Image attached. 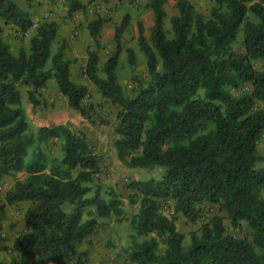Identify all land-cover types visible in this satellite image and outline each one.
Returning a JSON list of instances; mask_svg holds the SVG:
<instances>
[{
    "label": "trees",
    "instance_id": "1",
    "mask_svg": "<svg viewBox=\"0 0 264 264\" xmlns=\"http://www.w3.org/2000/svg\"><path fill=\"white\" fill-rule=\"evenodd\" d=\"M214 1L205 18L190 0H176L172 37L164 26L165 0L147 1L154 14L151 42L139 21L138 43L151 79L139 80L128 96L116 74L128 16L116 28V48L105 60L104 77L97 51H88L86 76L120 107L114 139L118 157L131 168L164 170L160 178L129 184L131 202L140 199L134 227L139 235L150 236L132 244L128 264H264V157L257 148L264 133V67L255 63L264 60V0ZM83 7L80 0H70V12ZM34 25L31 12L16 0H0V181L22 172L24 178L14 180L6 201L31 203L27 228L11 249L21 264H90L74 247L96 230L99 217L121 215L124 209L116 193L105 198L95 184L101 157L84 133L61 125L30 131L22 85L33 86V98L34 91L55 78L69 106L84 116L82 101L89 90L72 78L66 39L52 51L58 22L39 23L29 48L20 45L17 54L11 51L5 27L25 34ZM101 26L100 18L89 24L96 43ZM240 30L244 50L234 46ZM127 53L136 64L134 49ZM245 83L250 90L233 92ZM61 136L63 155L51 157L47 142ZM161 199L174 201L175 216L160 211ZM205 203L219 211L191 233L185 246L176 215L195 222ZM226 217L234 227L245 221L249 234L228 232ZM159 238L166 244L164 252L158 250ZM0 264L9 263L0 257Z\"/></svg>",
    "mask_w": 264,
    "mask_h": 264
},
{
    "label": "rangeland",
    "instance_id": "2",
    "mask_svg": "<svg viewBox=\"0 0 264 264\" xmlns=\"http://www.w3.org/2000/svg\"><path fill=\"white\" fill-rule=\"evenodd\" d=\"M22 7L28 9L35 21L34 27L30 28L25 34L20 31L11 30L10 27H5L4 37L11 43V51L14 54L18 53L20 45L27 49L30 46V39L36 33V26L48 20H54L59 24L57 40L53 43V53L58 49V46L66 39L67 50L66 56L74 66V80L81 81L85 79L88 86V95L83 99L82 103L87 111V116H84L79 110L69 106L66 95L57 91V82L55 78H51L45 87L34 91L33 98L38 100V104H33V98L29 95V90H33L30 84L22 85L23 107L27 115L30 131L37 132L41 126L38 122H32L28 114L32 112V108L42 106L47 109L50 106L54 111H58L60 118H57L49 127L64 126L69 129L82 132L91 149L101 157L98 171L94 175L96 185H99L101 193L105 198H109L116 193L120 199L121 206L124 211L121 215L112 214L108 217H99V224L96 230L83 243L74 247L73 252L84 253L90 264H128V251L132 244L137 241H142L149 238L150 235H139L134 227L132 218L138 212L140 207V199L135 203L131 202V195L134 193L129 188V184L133 180H145L151 177L160 178L164 175V170L160 167L151 169L131 168L124 160L118 157L114 147V139L117 137L116 127L119 121L118 112L120 107L118 104L111 102L101 94L99 88L93 84L85 74L87 62L83 61L88 51L96 50L99 55V75L104 77V63L106 58L115 50L116 28L120 26L126 19L125 28L121 33V46L119 63L116 69L117 79L121 85L125 95L132 93V90L137 86L138 81L148 82L151 75L147 68V58L138 43V22L141 21L144 26V33L151 42V30L154 24V14L151 8L146 6L148 0H80L84 7L70 12V0H16ZM195 9L201 12L205 18L210 17V11L215 5L214 0H190ZM164 8L166 10L165 29L167 36L172 37L173 31L171 28L170 17L177 12L176 0H165ZM250 17L255 19L253 14ZM100 18L102 26L98 35L99 43L93 40L89 24L92 20ZM66 31L69 35L80 43L88 42L84 45L83 50H75L67 36H61V32ZM242 30H240L234 46L238 50H244ZM65 33V32H64ZM77 46V45H76ZM133 48L136 54V64H131L128 58L127 48ZM78 52V53H77ZM81 60L80 64L78 63ZM256 67L262 69L264 60H256ZM51 64V59L48 66ZM71 67V66H70ZM162 64L159 61L158 70H161ZM72 75V74H71ZM73 78V77H72ZM250 84L233 89L235 94H241L244 91L250 90ZM59 89V88H58ZM64 137L54 139L51 138L47 142V151L51 157H61L63 155L62 145ZM258 153L264 157V133L258 142ZM264 163V158H263ZM16 178H24L22 172H16L13 175H6L1 181L0 196L3 200L0 202V257L6 260L9 264H21L19 256L11 249L14 238L24 229L27 228L25 221L26 209L30 206L29 201H23L19 204H8L6 201V192L12 186ZM93 190L89 192V195ZM261 196H264V189L261 191ZM206 208V207H205ZM160 211L169 217L175 216L174 202L172 199L160 200ZM219 208L213 212H208L207 209L201 211V217L193 222L188 220L182 214L176 215V224L178 229L184 233V245L190 243L191 233L198 230L200 225L215 213H218ZM225 215V212H222ZM225 226L228 232L236 236H245L249 234V227L245 221L241 225L234 227L229 219L225 218ZM159 252H164L166 244L159 238ZM68 258H71L69 255Z\"/></svg>",
    "mask_w": 264,
    "mask_h": 264
},
{
    "label": "crops",
    "instance_id": "3",
    "mask_svg": "<svg viewBox=\"0 0 264 264\" xmlns=\"http://www.w3.org/2000/svg\"><path fill=\"white\" fill-rule=\"evenodd\" d=\"M122 2H124V0H121ZM61 32V36H67L71 41L70 43L74 46V49L75 50H83L84 49V45H86L88 42H83V43H80V40H76V39H73L68 32L66 31H59ZM77 45V46H76ZM78 53V52H77ZM86 58L83 59V61H86L87 62V55L85 56ZM81 60L78 62L80 64ZM76 65V63H72L71 64V74H72V77L73 79L74 78V66ZM77 81V80H75ZM77 82H82V83H85L89 86V84L87 83V81L85 79L81 80V81H77ZM57 86V84H56ZM57 91L59 93V89H58V86H57ZM52 106H50L49 108L47 109H43L42 110V106H37V107H34L32 108V112L30 114H28L29 116V119L30 121L32 122H38L39 124L41 125H51L55 122V124L58 122L57 121V118H60V114L58 111H54L52 108ZM174 202V201H173Z\"/></svg>",
    "mask_w": 264,
    "mask_h": 264
},
{
    "label": "built area",
    "instance_id": "4",
    "mask_svg": "<svg viewBox=\"0 0 264 264\" xmlns=\"http://www.w3.org/2000/svg\"><path fill=\"white\" fill-rule=\"evenodd\" d=\"M2 189V187L0 186V190ZM3 200V198L0 196V202ZM203 209H207V211L213 212L216 208L215 204H210V203H205L204 205H202ZM206 207V208H205Z\"/></svg>",
    "mask_w": 264,
    "mask_h": 264
}]
</instances>
